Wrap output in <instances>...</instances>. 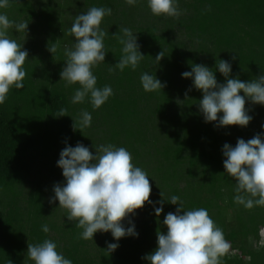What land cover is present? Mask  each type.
Here are the masks:
<instances>
[{
	"label": "trees",
	"instance_id": "16d2710c",
	"mask_svg": "<svg viewBox=\"0 0 264 264\" xmlns=\"http://www.w3.org/2000/svg\"><path fill=\"white\" fill-rule=\"evenodd\" d=\"M93 6L112 9L100 25L108 53L92 71L97 86L110 85L114 95L97 109L90 98L73 104L79 83L60 80L65 50L76 43L72 24ZM0 11L29 21L27 33L9 30L29 52L25 86L10 90L0 104V264H35L27 255L28 244L45 239L55 241L73 264H149L142 257L157 247V232H167L164 216L178 205L165 201L159 217L152 204L137 209L131 220L139 237L121 238L114 251L108 250L109 242H117L110 231L82 239L83 229L68 220L67 210L58 207V200L49 202L53 185L65 179L56 163L65 141L72 146L82 142L93 153L101 145L125 147L150 176L152 201L178 195L186 210H208L231 245L218 264H264V206L249 209L234 201L236 182L225 172L221 151L225 142L235 146L238 138L264 132V105L246 101L254 117L246 127H217L199 111L202 92L181 76L193 63L215 67L221 58L232 63L233 78L247 81L264 74V0H178L176 16L154 15L147 0L135 5L126 0H12ZM123 27L136 33L145 54L135 70L115 67L123 55ZM161 51L165 56L157 64ZM145 71L156 72L166 86L145 91L140 81ZM216 76L224 82L218 70ZM61 110L68 115H59ZM84 110L91 113L92 124L75 129L74 120L79 127Z\"/></svg>",
	"mask_w": 264,
	"mask_h": 264
},
{
	"label": "clouds",
	"instance_id": "9594fccd",
	"mask_svg": "<svg viewBox=\"0 0 264 264\" xmlns=\"http://www.w3.org/2000/svg\"><path fill=\"white\" fill-rule=\"evenodd\" d=\"M138 0H126L135 5ZM154 15L167 14L176 16L178 0H147ZM12 0H0V9L10 6ZM110 7L89 8L79 14L70 33L75 37L74 48L66 49V64L60 73V80L66 85L79 83L71 98L73 104L83 103L90 98L93 109L100 108L110 96L114 95L110 85L97 86V76L92 69L105 61L108 51L104 40L107 33L100 27L103 18L111 15ZM29 21L10 19L7 13L0 11V104H3L10 90L23 89L26 70L24 64L29 52L23 44L9 36V30L28 31ZM120 43L123 55L115 67L123 71L126 67L135 70L144 59L136 33L129 27H123ZM53 53L54 48H49ZM165 56L163 51L155 57L157 64ZM235 59V57H233ZM215 69V70H213ZM225 78L217 79L216 71ZM232 63L227 59L216 61L215 67L193 63L190 71L181 73L183 78H191L192 87L202 92L199 111L205 122H216L217 127L238 125L246 127L254 118L246 108V101L264 105V74L256 79L241 80L233 78ZM140 81L145 91L162 90V82L156 72H143ZM191 87L188 91H191ZM241 92L243 94H241ZM187 95V93H186ZM59 115H68L61 110ZM92 115L84 110L79 117V127L74 120V128L82 130L90 127ZM264 127V125H262ZM93 153L88 146L77 142L75 146L65 141V147L59 153L57 166L62 169L64 182L53 185L54 195L50 203L59 202L58 207L67 210V218L75 221L83 231L82 239L94 240L99 232H111L115 243H108V250L119 247L118 241L126 236L139 237L136 225L131 217L136 210L146 203L154 206V214L163 213L164 202L178 205L174 212H168L163 219L167 232H157V247L145 254L149 264H218L219 257L228 252L231 245L223 230L216 225L205 208L186 210L180 196L172 195L170 199L152 201V187L148 173L133 163L131 152L125 147L113 144L101 145ZM225 157V172L234 178V201L246 208L264 206V132L255 134L245 140L238 138L235 146L225 142L222 146ZM159 206H155V205ZM128 218V226L124 220ZM47 233L50 228L42 225ZM27 255L35 264H73L58 250L52 239L42 243L28 244Z\"/></svg>",
	"mask_w": 264,
	"mask_h": 264
},
{
	"label": "rangeland",
	"instance_id": "374dc122",
	"mask_svg": "<svg viewBox=\"0 0 264 264\" xmlns=\"http://www.w3.org/2000/svg\"><path fill=\"white\" fill-rule=\"evenodd\" d=\"M262 236H263V232H262V234H261V239H262ZM254 246H256L257 244L255 243V244H253Z\"/></svg>",
	"mask_w": 264,
	"mask_h": 264
}]
</instances>
